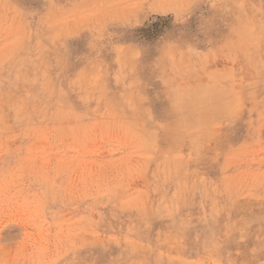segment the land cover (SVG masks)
Returning <instances> with one entry per match:
<instances>
[{
	"label": "rangeland",
	"instance_id": "374dc122",
	"mask_svg": "<svg viewBox=\"0 0 264 264\" xmlns=\"http://www.w3.org/2000/svg\"><path fill=\"white\" fill-rule=\"evenodd\" d=\"M0 264H264V0H0Z\"/></svg>",
	"mask_w": 264,
	"mask_h": 264
}]
</instances>
